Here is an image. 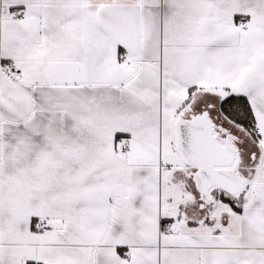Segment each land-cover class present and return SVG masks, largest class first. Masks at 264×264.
Instances as JSON below:
<instances>
[{
	"label": "snow or ice",
	"instance_id": "obj_1",
	"mask_svg": "<svg viewBox=\"0 0 264 264\" xmlns=\"http://www.w3.org/2000/svg\"><path fill=\"white\" fill-rule=\"evenodd\" d=\"M0 264H264V0H0Z\"/></svg>",
	"mask_w": 264,
	"mask_h": 264
}]
</instances>
